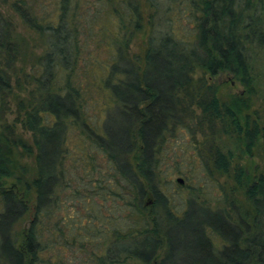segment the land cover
I'll use <instances>...</instances> for the list:
<instances>
[{
    "label": "trees",
    "instance_id": "trees-1",
    "mask_svg": "<svg viewBox=\"0 0 264 264\" xmlns=\"http://www.w3.org/2000/svg\"><path fill=\"white\" fill-rule=\"evenodd\" d=\"M186 1L184 37L132 0H0V264H63L64 249L79 264H264V163L250 162L264 160V119L249 111L264 0ZM85 31L107 56L89 51L81 76ZM221 73L244 96L221 100L209 80ZM214 126L250 161L220 149ZM182 128L202 136L187 170L165 147ZM172 172L197 179L178 202ZM199 174L227 181L214 208Z\"/></svg>",
    "mask_w": 264,
    "mask_h": 264
},
{
    "label": "rangeland",
    "instance_id": "rangeland-1",
    "mask_svg": "<svg viewBox=\"0 0 264 264\" xmlns=\"http://www.w3.org/2000/svg\"><path fill=\"white\" fill-rule=\"evenodd\" d=\"M33 1V0H30ZM36 0H34L35 2ZM133 2H136L138 5H140V9L143 12L144 16V22L145 23H151L154 22L156 24V27L159 29H162L165 25V23H170L172 27L174 28L175 31L178 32L180 35L187 36L189 34L188 28L192 25L191 22V13L189 12L190 7L188 4V1L186 0H132ZM83 9L84 7H87L88 4L86 5V2L83 4ZM155 5V6H153ZM52 7V6H51ZM93 7H89V11H92ZM84 19V18H83ZM99 21H105L104 17L99 18ZM13 22L15 26L17 27V30L20 32L21 35L29 37L30 34L28 33L27 30L24 29V25L22 24V21L14 15ZM95 31V30H93ZM87 31H85L83 34L79 36L80 40H85L87 42V47L85 50H82V55L80 56V59L77 64L78 72L80 73L81 76H84V71H85V61L87 62V53L90 51L92 53V56L97 59H105L107 54L104 50L101 52H97L95 50V45H94V36L88 37L87 35H84ZM149 30L145 32L140 31L135 35L133 40L131 41L130 45V53H139L142 45V41L145 40V36L147 37ZM35 51L37 53H40V48L36 47ZM254 56V74H256V77L254 79L255 84L253 87V93L251 94V106L249 111L251 112V117L253 116H258L260 117L261 123L263 124V119H264V58L261 56L259 53H254L252 54ZM23 65V63H22ZM216 87L217 91L216 94L219 96L221 100H227L229 96L232 94H239L243 95L246 92V89L243 85H241L238 81H235L233 79V76L227 73H221L212 79H209ZM14 102L11 101V108L12 112L7 115V119L9 121H12V119L15 117L14 114ZM92 115H94V112H91ZM18 125V130L21 131V127L19 124ZM215 130H213V134L216 137L215 139V144L217 143L220 146V149H232L234 153L235 159H240L241 163L246 162V155H243V157H239V152L234 149V143L233 141H230L226 139V137L221 133L216 130V126H214ZM77 134V132H76ZM75 135V132H74ZM29 134L25 133V137H28ZM76 136V135H75ZM201 141H202V136L199 133H194L193 135L187 131L186 128H182L175 136H169L167 138V144H166V150L167 154L169 155V160L173 161L176 160V162L180 163V169L182 170H187L189 169L187 167V159L188 157L193 154V151L195 148L200 149L201 148ZM74 141H72L69 144L70 149H75L72 144ZM85 149H89L88 146ZM257 149V148H254ZM249 160V158L247 159ZM250 161V160H249ZM251 164L253 165H262L264 163V160L260 158L257 154L254 157L253 161H250ZM194 165H196V162L194 160ZM200 180L199 182L205 181L206 185V192L208 197H211L209 200V203L212 208L216 206V200L219 199V191L220 188L222 187L223 184L227 183L224 177H212V178H207V179H201V174H199ZM178 177H181L183 180H185L186 184H195L197 179L195 178V175L189 174V179H186V175L184 174H178L176 172L170 173L169 177V184L167 185L168 192H170L174 199L178 202L180 199L178 196L183 195L186 196L188 194V190L185 189V187H182L179 185V183L176 181ZM202 220V216L200 214H197V221ZM26 225V223H23V226ZM181 228L175 227L173 228L170 233L171 236L175 235V231H179ZM172 255L175 257L177 256V253L179 252L185 253L182 248L186 247L185 241L181 240H172ZM195 246V245H194ZM196 247V246H195ZM194 248V247H192ZM96 252L98 250L94 249ZM63 258L62 262L63 264H79L80 259L84 256L83 253L75 251L73 249H64L63 250ZM53 253H50V257L52 260H55V255ZM192 253H190L191 255ZM57 259V258H56ZM176 259V258H175ZM57 261V260H56ZM176 263H178L176 261Z\"/></svg>",
    "mask_w": 264,
    "mask_h": 264
},
{
    "label": "water",
    "instance_id": "water-1",
    "mask_svg": "<svg viewBox=\"0 0 264 264\" xmlns=\"http://www.w3.org/2000/svg\"><path fill=\"white\" fill-rule=\"evenodd\" d=\"M176 181L180 184V185H183L184 184V180L181 178V177H178L176 179Z\"/></svg>",
    "mask_w": 264,
    "mask_h": 264
}]
</instances>
